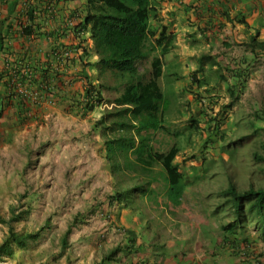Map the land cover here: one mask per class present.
I'll use <instances>...</instances> for the list:
<instances>
[{"label": "rangeland", "instance_id": "rangeland-1", "mask_svg": "<svg viewBox=\"0 0 264 264\" xmlns=\"http://www.w3.org/2000/svg\"><path fill=\"white\" fill-rule=\"evenodd\" d=\"M160 23L165 26L163 20ZM179 32V40L175 34L172 56H168L171 63L165 64L163 77L158 80L167 104L165 125L169 134H157L154 144L162 151L175 143L180 148L175 162L184 174L185 192L176 216L169 219L165 209L152 202L146 203L140 214L115 203L107 204L115 180L103 157V141L99 133L92 131V125L103 111L112 108L110 102L118 95L112 88L102 91L105 105L92 113H83L82 101L60 100L53 102L48 112L33 111L35 120L24 115L19 124L15 119L22 116L12 111L15 104L6 102L0 120V217L7 220L15 207L29 211L27 218L13 224L15 232L46 229L37 241L15 248L11 258L1 257L0 264H94L116 247L124 251L110 264H163L167 255L174 264H187L179 250L184 243L174 240L182 233L181 225L189 233H197L195 225L208 214L213 222L226 227L232 222L231 208L219 195L228 182L237 191L264 187V164L251 158L252 151H259L264 142V124L253 117L264 113V59H253L257 61L246 67L247 76L240 80V91H236L238 99L230 104L225 82L218 80L213 74L215 69L210 70L206 63L196 79H208L207 84L200 86L192 81L199 58L213 57L215 51L219 53V45L203 38L188 41L181 28ZM189 46L195 49L193 58L187 56L192 53ZM244 48L247 50L244 43L237 44L226 52L230 56L226 55L237 59ZM227 61L226 69L219 74L224 73L227 81H232L226 70L235 66ZM138 70L145 74L149 69L143 63ZM90 74L97 77L96 70ZM166 74L176 79L171 81ZM99 83L115 85L108 76ZM81 89L79 83L77 91ZM190 119L197 121L198 130L188 129ZM176 132L180 133L178 137L173 135ZM245 135L246 140L233 144ZM125 183L126 187L131 185ZM152 187L162 188L158 184ZM221 231L224 236L239 237L238 264H264V241L254 223H247L243 229ZM129 232L135 234L134 243ZM200 232L207 234L205 227ZM65 233L69 234L63 247ZM6 235L7 227L0 223V244Z\"/></svg>", "mask_w": 264, "mask_h": 264}, {"label": "trees", "instance_id": "trees-1", "mask_svg": "<svg viewBox=\"0 0 264 264\" xmlns=\"http://www.w3.org/2000/svg\"><path fill=\"white\" fill-rule=\"evenodd\" d=\"M82 12L84 13L80 21L72 29L76 34L88 33L92 47L82 46L85 44L82 40L73 48L56 46L55 54L62 59V74L57 75L55 79L61 90L67 83L64 77L67 76L70 63V58L64 54H71L70 50L75 49L76 52L81 51L78 60L81 69L76 73V81L81 84L82 89L75 93V99L69 100L61 94L60 100L82 101L83 113H92L96 108L105 105L103 90L112 88L111 90L118 93L110 102L112 108L103 111L92 125V131L99 133L103 141L104 159L112 179L115 180V189L108 201L139 214L146 203L152 202L158 206L159 197L166 198L168 203L177 207L181 204L185 192L184 174L175 162L180 148L176 143L163 151L154 147L157 134H169L165 125L167 104L158 80L164 74V57L175 49L176 35L160 23L162 19L158 15L155 0H85ZM28 19L31 20L32 17L29 16ZM238 22L245 24L240 20ZM36 32L38 35L43 34L36 31V28L34 32L23 33L28 36L36 35ZM245 45L247 50L254 54L264 52V41L257 42L255 36L250 37ZM90 57H96V60L90 61ZM143 63L149 69L145 73L147 76L138 70V65ZM204 63L210 70L215 69L213 74L218 80L225 82L226 90L232 99L230 104H233L238 99L236 91H240V80L236 76L240 73L238 68L226 70L235 83L232 85V81H227L224 73L219 74V71L225 70L226 67L217 62L216 57L202 55L192 78V81L200 86L208 82V79H196V75L202 74ZM94 70L97 71L96 78L90 74ZM29 73L30 70L16 63L13 66L6 64L0 70V119L2 105L9 100V103L16 100L24 106L27 100H31L27 97L30 92L34 91L37 95L50 93L48 83L52 77L47 75L46 71H42L40 79L31 77ZM166 75L170 76L168 79L171 81L176 79L173 74ZM107 76L115 81L113 87L99 83ZM25 86L29 88V93H18L19 88ZM63 91L62 88L61 92ZM23 112L19 109L18 114L23 117ZM253 117L257 123L264 124V113H255ZM196 124V120L190 119L187 127L195 131L198 130ZM251 126L256 127L255 124ZM178 134L180 133L176 132L173 135L178 137ZM247 138L246 135L242 136L233 144L241 143ZM251 158L255 163L264 164V142L259 146V151H252ZM125 182H131V185L126 187ZM228 183L219 196L224 199L223 204H228L229 209L231 208L232 222L222 229H243L247 223H254L261 240L264 241V187L258 186L254 189L249 186L247 190L237 191L230 182ZM154 184L161 185L162 188L157 190L152 187ZM28 215L29 211L12 207L7 220L0 217V223L7 227V235L0 244V258H11L15 248H25L28 243L41 237L46 227H41L36 232H15L13 224ZM128 234L134 243L135 234ZM66 236L67 233L61 241L63 247ZM123 251L116 247L94 264H110Z\"/></svg>", "mask_w": 264, "mask_h": 264}, {"label": "crops", "instance_id": "crops-1", "mask_svg": "<svg viewBox=\"0 0 264 264\" xmlns=\"http://www.w3.org/2000/svg\"><path fill=\"white\" fill-rule=\"evenodd\" d=\"M155 3L163 24L170 32L177 35L178 40L180 38L179 28H181L184 39L188 41L199 42L202 38L204 41L208 39V43L215 41L219 45V53L215 51L212 56L216 57V61L223 67H227V60H231L235 66L233 68H238L240 71L236 74L239 80H244L247 76V66L264 59V52L254 54L245 48L239 57H235L237 59L232 60L234 57L232 55L229 57L230 55L226 53L237 44H246L253 36L257 42L264 41V0H155ZM84 4L85 0H0V70L6 64L13 66L16 63L30 70L33 78L40 79L43 70L52 77L48 83L50 93H39L36 100H27L24 106L12 100L15 104V109L12 111L19 112L20 109L25 115L32 117L33 111L35 114L36 112H48L53 102L60 101L61 94L69 100L76 98L75 93L79 84L76 81V73L81 69L78 61L81 51L70 50L69 70L66 72L67 76L64 77L67 83L62 87L64 91L61 92L62 88L59 90L60 84H57L58 81L55 78L60 73L62 74V59L55 54V49L56 46L60 48L61 45L73 48L80 40L85 41L82 46L92 47L88 33L76 34L72 29L84 13L82 12ZM29 16L32 17L31 20L28 19ZM239 20L245 24L239 23ZM35 28L43 34L38 35L36 32V35L27 36L23 33L24 31L34 32ZM190 50L192 53L187 56L193 58L195 49L190 47ZM168 56L172 55L168 54L164 57L167 65L171 63ZM253 59L257 60L253 61ZM89 60L94 61L96 57H90ZM56 85L58 86L55 87ZM20 89L29 92L27 86ZM22 119L23 117H17L16 124H19ZM32 119L35 120L34 117ZM24 144L29 145V142ZM163 199L164 202H160ZM106 202L109 203L108 200ZM159 204L160 209H165V213L171 219L172 216H176L177 207L183 203L181 201L179 206L173 207L166 198L159 197ZM168 205L173 208L169 207L166 210ZM205 216L195 225L197 233H189V229L182 224V233L175 236L174 240L184 243V246L179 248L184 253L183 262L187 264H238L236 253L240 242L239 237L235 234L233 236L222 235L219 230L222 232L221 227L223 226L208 218L210 215ZM204 227L207 234L200 232ZM210 227L212 228L209 229ZM167 247L173 248L170 245H166ZM163 258L165 259L163 264H174L170 261V256Z\"/></svg>", "mask_w": 264, "mask_h": 264}, {"label": "built area", "instance_id": "built-area-1", "mask_svg": "<svg viewBox=\"0 0 264 264\" xmlns=\"http://www.w3.org/2000/svg\"><path fill=\"white\" fill-rule=\"evenodd\" d=\"M65 56H70V54L69 53H65L64 54ZM29 75H30V73H29ZM18 93H21V94H26V93H29L28 91H23V90H21L20 88H19V90H18ZM28 98H30L31 100H36L37 99V94L36 93H34V91H33V93H29V96H27Z\"/></svg>", "mask_w": 264, "mask_h": 264}]
</instances>
